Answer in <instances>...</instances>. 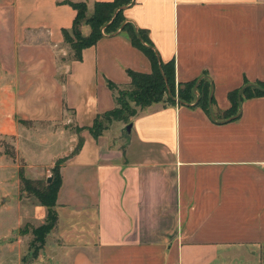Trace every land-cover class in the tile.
<instances>
[{
  "label": "crops",
  "instance_id": "crops-1",
  "mask_svg": "<svg viewBox=\"0 0 264 264\" xmlns=\"http://www.w3.org/2000/svg\"><path fill=\"white\" fill-rule=\"evenodd\" d=\"M69 1L90 16L109 0H0V264H24L23 226L46 222L20 169L47 179L59 159L56 221L29 264H264V95L223 115L230 91L264 81V0H133L123 15L174 59L176 83L209 78L214 120L195 101L156 103L97 137L107 81L151 66L121 30L73 59Z\"/></svg>",
  "mask_w": 264,
  "mask_h": 264
},
{
  "label": "trees",
  "instance_id": "trees-1",
  "mask_svg": "<svg viewBox=\"0 0 264 264\" xmlns=\"http://www.w3.org/2000/svg\"><path fill=\"white\" fill-rule=\"evenodd\" d=\"M68 3L75 9L76 14L72 27L63 29L62 35L71 49L73 59H81L83 49L94 45L104 34H114L120 29L128 37L131 44L145 54L151 66L149 72L128 69L127 74L130 83L124 89L119 88L111 81H107L108 87L116 92L115 106L97 114L92 125L88 128L94 137L101 135L115 121L129 123L130 118L137 113L138 109H143L152 104L161 103L165 105L177 102L179 104H189L195 101L196 95L193 90L195 84H197L196 92L198 93V101L195 105L201 106L209 114L208 98L211 91V81L203 76L198 81L195 79L184 83H176L174 59L163 61L154 49L147 31L137 27L123 15L124 8L130 6L133 0L96 1L90 16L86 14V3L71 1ZM83 24L88 25L90 28L88 35L81 33ZM245 83H248V81H245ZM255 83L264 88V81H256ZM237 91L238 89H235L228 93L231 106L223 112L226 118L235 115L239 110ZM263 95L264 91L248 86L243 90L240 102L245 98ZM214 104L215 100L212 96V108ZM81 145L82 138H79L73 152H76ZM63 161L64 159H59L55 162L50 182H47V179L46 182L29 179L24 176L22 169L19 171L22 184L21 190L33 193L39 203L47 208L45 224L34 230L35 241H38L40 245L43 243L44 236L51 230L56 221L54 204L61 182L59 167Z\"/></svg>",
  "mask_w": 264,
  "mask_h": 264
},
{
  "label": "rangeland",
  "instance_id": "rangeland-1",
  "mask_svg": "<svg viewBox=\"0 0 264 264\" xmlns=\"http://www.w3.org/2000/svg\"><path fill=\"white\" fill-rule=\"evenodd\" d=\"M118 30H120V29H118ZM119 88H123L124 89L126 87H119ZM113 92H114V94L116 96V92L115 91H113ZM108 128H111V125ZM115 128L117 129V126ZM109 132L113 134L114 131H112V129H110ZM3 148H4L5 151H8L9 153H13L12 152V146L10 145V143H4L3 144ZM37 172H38V170H37ZM41 181L46 182V178L45 177L41 178ZM20 186L22 187L21 182H20ZM23 196H24L25 202L34 203V204H40L39 201L34 197L33 193H30V192H27V191H23ZM36 228L37 227H35V226L27 225V226H23V229L21 231V237H20L21 238V247L20 248H21V251L24 253V255H23L24 264H29V263L33 262L36 254H37L35 252H37V250H38V248L40 246L39 242L35 241L34 230ZM14 261L16 263V258H14Z\"/></svg>",
  "mask_w": 264,
  "mask_h": 264
},
{
  "label": "water",
  "instance_id": "water-1",
  "mask_svg": "<svg viewBox=\"0 0 264 264\" xmlns=\"http://www.w3.org/2000/svg\"><path fill=\"white\" fill-rule=\"evenodd\" d=\"M196 86H197V84L194 85V89H193L195 92H196ZM248 86H252V87L257 88V89H259V90H261V91H264V88H263V87L259 86V85L256 84V83H253V82H248V83H245L243 86H241V87L238 89V91H237V101H238V103H239V110H238V113L235 114L234 116H231L230 118H228V120H231V119L235 118V117L239 114V112H240V99H241V95H242L243 90H244L246 87H248ZM211 98H212V93H210L209 98H208V110H209V115H210V117L214 120L213 111H212V108H211ZM197 101H198V96L196 97L195 103H196ZM129 127H130V123L127 124V128H128V129H129ZM50 181H51V177H48V178H47V182H50Z\"/></svg>",
  "mask_w": 264,
  "mask_h": 264
}]
</instances>
